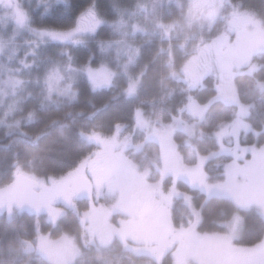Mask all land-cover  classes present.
Instances as JSON below:
<instances>
[{
  "label": "rangeland",
  "instance_id": "obj_1",
  "mask_svg": "<svg viewBox=\"0 0 264 264\" xmlns=\"http://www.w3.org/2000/svg\"><path fill=\"white\" fill-rule=\"evenodd\" d=\"M106 1L111 8L89 5L72 24L56 29L40 26L37 18L58 6L68 7L70 0H0L2 133L20 129L21 113L29 122L36 109L71 102L80 82L94 92L114 87L125 99L138 100L136 109L127 111L131 125L116 119L114 130L107 131L98 118L78 127L80 137L96 148L61 177L33 171L34 161L42 156L38 147L13 140L7 150L0 148V213L34 210L35 203L44 206L46 224H36V235L32 242H23V253L47 264H264V235L253 245L236 243L243 224L240 214L222 233L202 232L191 193L176 184L163 187L166 178L186 180L187 165L200 170L222 157V179L200 182L192 177L191 185L206 199H226L264 221V143H247L264 132V119L258 127V111L239 100L232 62H223L219 53L235 47L237 21L245 28L243 38L264 35V22L236 11L229 0H207L209 6L206 0ZM99 29L107 34L98 36ZM82 52L89 53L84 64ZM247 60L237 74L251 75L264 59L251 64ZM207 76L217 85L214 95L203 101L193 92ZM169 78L187 86L185 100L178 94L176 102L170 101L171 95L161 96L159 87H166ZM216 101L235 111L212 133L217 148L201 154L191 139L204 136L199 125ZM89 125H94L92 131ZM176 133L187 137L195 157L188 153L189 160H184ZM15 166L26 178L16 177L6 185ZM26 179L42 188L27 191ZM63 195L71 199L64 202ZM24 201L27 205L21 207ZM12 257L0 259V264L17 260Z\"/></svg>",
  "mask_w": 264,
  "mask_h": 264
},
{
  "label": "trees",
  "instance_id": "obj_2",
  "mask_svg": "<svg viewBox=\"0 0 264 264\" xmlns=\"http://www.w3.org/2000/svg\"><path fill=\"white\" fill-rule=\"evenodd\" d=\"M236 2L239 7L245 11L255 12L262 20H264V0H232ZM94 4V5H93ZM92 5L99 10H107L111 8L106 0H70L68 7L53 8L47 16L34 17L40 26L45 28H65L75 21L76 16L80 10ZM35 18V19H36ZM104 30V28H103ZM99 29L98 36L107 34ZM89 57V53H79L80 64H84ZM99 61V59H96ZM259 79L264 80V71L258 75ZM238 87L240 100L243 103H251L254 109L258 111L254 118L257 125H261L264 119V91L258 92L255 88V81L248 76H239L235 79ZM216 84V83H215ZM212 77L207 76L202 80V87L194 93L195 98L207 101L215 93L216 85ZM75 99L71 102H63L48 109H40L35 112V116L31 121L24 122L25 114L21 113L20 129L14 131L12 135H5L0 131V148H9L13 140H19L25 145L31 147H38L42 150L40 160L34 161L33 171L39 173L44 177H61L71 170H73L80 162L91 157L95 150V145L88 140L80 137L79 128L83 123L93 124L95 120L101 118L103 129L109 131L114 130V121L120 122V118L128 122L130 125L131 120L126 119L128 110H135L138 105L137 99H125L120 90L111 87L107 90L94 92L85 82H80L76 88ZM162 97L170 96V101H175L174 95L183 97L189 93L187 86L181 81H174L169 78V83L166 87H159ZM178 104V102H177ZM146 109V108H145ZM234 106H228L220 101L213 102L208 108L204 120L199 125V130L204 136H196L191 139V143L195 146L201 154L213 152L217 148L216 141L212 135L217 125L223 122H228L232 119L234 114ZM30 108H26V118ZM119 123V124H120ZM94 125H89L88 130H93ZM96 132V131H94ZM107 135V134H103ZM259 139L249 137L247 143L261 145L264 143V132H262ZM176 145L184 160L188 161V153L195 157L191 147L187 144V137L182 133L174 135ZM30 142V143H29ZM149 149V148H146ZM154 150V148H152ZM8 160V158H7ZM6 160V161H7ZM224 158H216L209 161L201 167L200 170L193 172L188 165L184 168L186 173V180L174 182L170 178L164 180V188H169L172 184H176L179 190H184L191 193V208L195 209L199 216L200 222L198 229L202 232L222 233L225 231L226 224L233 218V216L240 214L243 217V224L239 238L236 243L241 246H249L259 242L264 235V221L262 218L253 211H241L234 204L226 199L209 198L206 199L201 194L197 187L191 185L192 173L199 176L201 180L222 179L221 168L223 166ZM78 163V164H76ZM32 164V163H31ZM13 165V164H12ZM11 165V167H12ZM10 167V168H11ZM12 174L9 175V184L11 181L18 178H26L19 173L18 167L12 168ZM16 170V171H15ZM15 171V172H14ZM43 172V173H42ZM158 175V174H157ZM160 177V176H159ZM155 178L156 181L159 179ZM84 178V177H83ZM63 181V179H61ZM27 191L39 190L42 188L39 184L27 180ZM82 181H86L84 178ZM5 186V184H4ZM84 192V190L82 189ZM64 197L66 195H63ZM71 199V196H68ZM68 197H65L66 199ZM37 201L34 200L33 202ZM45 212V211H44ZM43 213L39 215L33 214L29 211L21 210H7L0 213V259H4L9 255H14L11 260H15L11 264H24L26 260L29 264H47L42 258L37 255L31 257L25 255L22 251L24 241L32 242L35 235V226L38 224H46V218ZM48 222V221H47ZM49 223V222H48ZM103 253V252H102ZM33 259V260H30ZM111 259V258H108Z\"/></svg>",
  "mask_w": 264,
  "mask_h": 264
},
{
  "label": "flooded vegetation",
  "instance_id": "obj_3",
  "mask_svg": "<svg viewBox=\"0 0 264 264\" xmlns=\"http://www.w3.org/2000/svg\"><path fill=\"white\" fill-rule=\"evenodd\" d=\"M209 2H214L215 0H208ZM206 0V6H209V2ZM235 32L238 35V41H236V45L234 48L230 49V52H223V49L219 50L220 56L222 57V61H227V62H232V66L237 69L240 68L241 66H244V58H248V62H253L257 57H259V54L264 53V35H255V36H250V37H242L244 34V26L242 25L241 22L237 21V24L235 26ZM234 32V33H235ZM217 56H218V48L216 49ZM215 52V53H216ZM247 64V63H246ZM263 65L261 67L264 68V62L262 63ZM234 74L236 73V70L233 72ZM66 197V196H65ZM58 201L61 202V199H57ZM66 200V201H65ZM67 199H64V202H67ZM56 201V200H54ZM25 203V204H24ZM34 203V202H33ZM49 203H54L53 201H49ZM53 204V205H54ZM26 207V202H22L21 207ZM52 205V206H53ZM28 207V206H27ZM44 206H42L39 203H35V208L34 211L33 209H29L27 211L39 215V213L44 212ZM24 211V210H21ZM26 211V210H25ZM45 213V212H44Z\"/></svg>",
  "mask_w": 264,
  "mask_h": 264
}]
</instances>
